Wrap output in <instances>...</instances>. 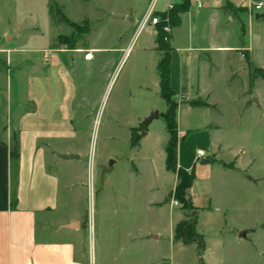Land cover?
Segmentation results:
<instances>
[{
    "label": "rangeland",
    "instance_id": "rangeland-1",
    "mask_svg": "<svg viewBox=\"0 0 264 264\" xmlns=\"http://www.w3.org/2000/svg\"><path fill=\"white\" fill-rule=\"evenodd\" d=\"M144 1L51 0L77 27L54 22V49L67 48L58 40L63 37L77 40V47L96 50L92 62L76 65L87 118L75 123V140L60 143L61 149L77 150L70 161L75 158L73 163L81 165L77 171L58 172L61 205L89 216L91 227L84 238L90 264L197 262L196 245L179 246L169 238L179 211L184 219L194 218L196 212L184 211L178 204L174 207L179 211L171 213L170 203L160 211L158 206L149 208L165 202L177 179L165 166L169 136L162 117L167 104L157 90L160 54L145 31L139 33L130 18L124 20L130 9L140 10ZM154 4L156 0L150 7ZM87 30L88 35L82 33ZM263 77L253 71L239 74L231 86L220 83V92L212 94L215 109L183 105L177 114L178 131L189 132L185 141L190 140L195 153L201 149L211 158L214 142L221 147L218 159L231 164L229 170L212 164L210 178H198L194 185L208 264H264ZM17 78L13 74L14 93ZM155 113L159 117L149 122ZM134 131L138 148L132 147ZM189 157L184 153L183 161ZM209 205L213 211L205 209ZM65 213L59 209L54 222ZM154 227L168 234L153 242L149 232ZM140 233L146 242L129 245L127 236L136 238ZM242 233H246L243 238Z\"/></svg>",
    "mask_w": 264,
    "mask_h": 264
},
{
    "label": "crops",
    "instance_id": "crops-1",
    "mask_svg": "<svg viewBox=\"0 0 264 264\" xmlns=\"http://www.w3.org/2000/svg\"><path fill=\"white\" fill-rule=\"evenodd\" d=\"M151 2L145 0L138 11L130 9L124 20L130 18L139 28ZM182 2L156 0L155 14L163 17L169 5L176 7ZM229 2L231 7L227 8L225 0H190L188 11L172 18L170 84L175 99H182L179 109L183 105L197 109L190 106L191 102L213 105L210 97L220 92L219 84L229 87L239 74L257 70L264 75V18L255 19L264 14V8L255 12L253 7L264 0ZM50 6L51 0H0V264H90L84 238V232L91 227L89 216L61 205L58 172L77 171L80 164L73 163L75 158L70 161L77 150L70 146L61 149L60 143L75 140V123L87 118L82 112L85 97L82 99L78 86L76 65L92 62L96 50L54 49ZM143 31L153 42V50L160 54L157 28L149 26ZM13 74L18 76L16 93ZM178 132L179 168L194 170L197 179L210 178L214 163L231 169V164L218 159L220 146L213 142L209 151L212 157L199 159L197 152L202 150L195 153L190 140L185 141L189 132ZM15 151L16 162L12 157ZM184 153L190 157L183 161ZM198 162L202 164L197 165ZM177 184L178 180L172 192ZM71 188L68 184L67 190ZM191 196L200 210L194 187ZM172 201L171 213L178 212ZM163 202L149 208L158 206L160 211ZM59 209L66 215L54 222ZM205 209L213 211L211 205ZM178 215V221L169 229V238L184 246L174 242L175 228L184 220L181 211ZM200 215L196 226L199 234ZM72 223L79 227L66 228ZM149 234V240L158 242L168 233L154 227ZM127 237L129 245L146 242L142 233L136 238L131 234ZM203 261L208 264L206 251Z\"/></svg>",
    "mask_w": 264,
    "mask_h": 264
},
{
    "label": "trees",
    "instance_id": "trees-1",
    "mask_svg": "<svg viewBox=\"0 0 264 264\" xmlns=\"http://www.w3.org/2000/svg\"><path fill=\"white\" fill-rule=\"evenodd\" d=\"M88 1V0H83ZM226 1L227 8H230L229 0ZM190 5V0H183L182 4L174 7L173 11L169 14L170 23H172V18L179 13L188 11ZM50 15L53 22L57 24H63L70 28H77L76 24L67 18L58 5L50 6ZM163 18V17H162ZM157 28V46L158 52L161 54V59L158 64V74L160 79L159 91L161 98L167 104V111L162 115L167 133L169 136V142L166 147V170L177 176L178 184L175 191L172 192L166 198L165 202L159 206L171 203L175 200L182 206L184 211L196 212L194 218L189 219L186 217L182 222H180L174 231V242L181 243L184 246L196 245V264H204L203 255L206 251V242L204 236L197 232V220L199 209L194 206V202L191 196V190L197 180L195 171L191 172L178 167V143H179V132L177 123V114L179 109V104L175 102V93L171 88L170 84V62H171V51L170 46V36L164 32V23H160L156 26ZM79 30V29H78ZM89 30L82 32L85 35L89 34ZM58 40L66 45L68 50H75L77 47V40L72 38L59 37ZM255 74H262L261 71L253 70ZM264 80V77H263ZM190 106L193 108H204L207 110L215 109L216 106L210 105L206 102H191ZM140 146V140L137 137V133L132 132V147L138 148ZM13 161H17L18 152L15 151L12 155Z\"/></svg>",
    "mask_w": 264,
    "mask_h": 264
},
{
    "label": "built area",
    "instance_id": "built-area-1",
    "mask_svg": "<svg viewBox=\"0 0 264 264\" xmlns=\"http://www.w3.org/2000/svg\"><path fill=\"white\" fill-rule=\"evenodd\" d=\"M155 5L156 4H154L152 7H150L148 12L144 16V18H143V20L139 26V33L149 26L156 27L157 25H159L160 23L163 22L164 23V32L170 36L172 29H171L169 14L173 10V5L168 6L167 13L163 16V18L159 17L155 14ZM253 7H254L255 12H261V10L264 8V3H262V2L255 3V4H253ZM197 157L199 159H202V158H205L206 155H205L204 151H198ZM172 205L177 207L178 202L173 200Z\"/></svg>",
    "mask_w": 264,
    "mask_h": 264
},
{
    "label": "water",
    "instance_id": "water-1",
    "mask_svg": "<svg viewBox=\"0 0 264 264\" xmlns=\"http://www.w3.org/2000/svg\"><path fill=\"white\" fill-rule=\"evenodd\" d=\"M262 18H264V14H263V15L258 14V15L255 16V19H256V20H260V19H262ZM254 102L258 103L257 100H255ZM154 117H157V118H158V117H159V113H155V114H153V117L149 120V122H151V121L153 120ZM64 158H65V159H68V157H64ZM77 159H78V157H77ZM77 227H79L78 223H72V224L66 226V228H68V229H75V228H77ZM245 235H246V233H242V234L240 235V237L243 238V237H245Z\"/></svg>",
    "mask_w": 264,
    "mask_h": 264
}]
</instances>
